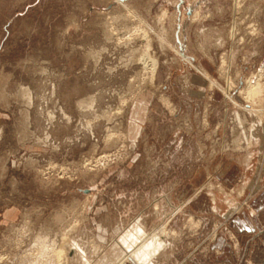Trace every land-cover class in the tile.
<instances>
[{
    "label": "rangeland",
    "instance_id": "obj_1",
    "mask_svg": "<svg viewBox=\"0 0 264 264\" xmlns=\"http://www.w3.org/2000/svg\"><path fill=\"white\" fill-rule=\"evenodd\" d=\"M262 194L264 0H0V264H264Z\"/></svg>",
    "mask_w": 264,
    "mask_h": 264
},
{
    "label": "crops",
    "instance_id": "obj_2",
    "mask_svg": "<svg viewBox=\"0 0 264 264\" xmlns=\"http://www.w3.org/2000/svg\"><path fill=\"white\" fill-rule=\"evenodd\" d=\"M251 209L252 218L260 228L264 224V194L259 195L257 198L255 197Z\"/></svg>",
    "mask_w": 264,
    "mask_h": 264
},
{
    "label": "bare ground",
    "instance_id": "obj_3",
    "mask_svg": "<svg viewBox=\"0 0 264 264\" xmlns=\"http://www.w3.org/2000/svg\"><path fill=\"white\" fill-rule=\"evenodd\" d=\"M125 239H126V238H125ZM125 241H127V240H125ZM125 241H124V242H125ZM151 244H152V243H151ZM149 247H150V246H149ZM152 247H153V246H152ZM154 248H155V247H154ZM154 248H153V249H154ZM149 251H150V250H149ZM150 252H151V251H150ZM148 253H149V252H148ZM148 253L146 252L145 254L147 255Z\"/></svg>",
    "mask_w": 264,
    "mask_h": 264
}]
</instances>
